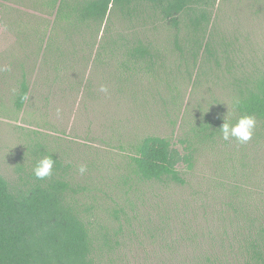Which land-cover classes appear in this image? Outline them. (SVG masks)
I'll list each match as a JSON object with an SVG mask.
<instances>
[{
    "label": "rangeland",
    "instance_id": "obj_1",
    "mask_svg": "<svg viewBox=\"0 0 264 264\" xmlns=\"http://www.w3.org/2000/svg\"><path fill=\"white\" fill-rule=\"evenodd\" d=\"M46 1L0 0V175L12 183L28 178L44 151L60 162L84 195L102 202L100 206L122 197L131 179L127 200L140 219L151 218V228L160 225L155 209L161 191L128 177L127 146L146 133L179 145L178 139L201 117L228 109L231 78L226 67L237 78L264 68V0L216 1L210 30L228 53L219 67L201 58L181 61L156 23L114 19L113 36L137 34L155 45L162 63L152 68L111 60L98 47L93 30L64 22ZM22 83L27 95L17 108ZM228 142L199 151L192 180L196 188L206 189L200 175H213L215 165L237 150V144ZM254 155L264 166V149ZM81 165L87 166L84 174L78 171ZM182 201L188 203L187 212L167 213L164 231L158 234L168 241L177 238L181 220L193 227L201 221L191 211H198L199 200L192 201L187 190L175 191L161 204ZM158 249L145 239L141 244L126 241L127 258L117 264H156Z\"/></svg>",
    "mask_w": 264,
    "mask_h": 264
},
{
    "label": "trees",
    "instance_id": "obj_2",
    "mask_svg": "<svg viewBox=\"0 0 264 264\" xmlns=\"http://www.w3.org/2000/svg\"><path fill=\"white\" fill-rule=\"evenodd\" d=\"M216 1L47 0L46 5L64 22L93 30L99 36L98 47L119 65L152 68L162 62L146 36H113L114 19L156 23L167 33L181 61L196 63L201 58L219 67L220 60L227 62L228 53L226 44L216 40L210 30ZM230 69L226 67L231 78L227 118L234 124L241 115L254 114L257 126L247 143L231 139L237 150L215 165L213 175H200L206 189L193 185L194 168L200 150L210 149L218 141L230 144L219 129L225 111L201 117L178 139L179 145L152 133L128 144V177L161 191L159 209H155L160 225L152 228L151 218L140 219L127 200L131 179L122 197L100 206L102 202L84 195L83 188L68 178L52 156L56 160L52 175L43 180L36 179L32 171L18 183L0 175V264H117L127 258L123 251L126 241L141 244L142 239L159 247L154 253L156 264H264V166L254 155L264 149V68L241 78ZM26 95L22 83L17 108ZM234 97L241 101L235 111L231 107ZM43 154L51 155L41 151ZM185 190L192 201L199 200L198 211H191L198 212L201 221H195L193 227L181 220L177 238L168 241L158 235L164 231L168 214L186 213L188 203L161 202L175 191ZM134 220L138 221L136 227Z\"/></svg>",
    "mask_w": 264,
    "mask_h": 264
},
{
    "label": "clouds",
    "instance_id": "obj_3",
    "mask_svg": "<svg viewBox=\"0 0 264 264\" xmlns=\"http://www.w3.org/2000/svg\"><path fill=\"white\" fill-rule=\"evenodd\" d=\"M101 91L106 92V86H101ZM241 101L239 98L234 97L232 101V110L235 111L239 109ZM228 113V111H227ZM224 122L219 128L222 138L225 141L235 139L237 142L243 144L247 143L252 136L257 126V117L254 114H244L241 115L236 122L230 123L227 114L224 116ZM56 160L53 159L52 155L42 156L35 164L32 169L33 175L38 180H43L47 177H50L53 172L54 165ZM81 174H84L87 171L86 165H81L78 169Z\"/></svg>",
    "mask_w": 264,
    "mask_h": 264
}]
</instances>
